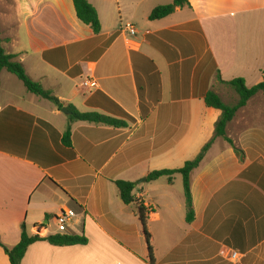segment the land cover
I'll use <instances>...</instances> for the list:
<instances>
[{"label":"crops","instance_id":"crops-1","mask_svg":"<svg viewBox=\"0 0 264 264\" xmlns=\"http://www.w3.org/2000/svg\"><path fill=\"white\" fill-rule=\"evenodd\" d=\"M87 1L97 12L98 34L77 19L72 0H0L3 47L63 108L124 113L133 122L121 129L70 123V114L54 104L44 118L35 95L1 71L0 244L12 249L22 230L29 234V226L32 234L35 225L72 209L77 230L69 234L84 236L86 245L36 242L21 264H264V94L228 124L234 147L215 139L191 173L193 222L185 214L172 221L185 207L178 198L170 201L164 185L160 194L152 192L162 178L147 187L138 182L155 170L180 169L213 137L220 111L204 97L210 90L219 95L224 85L217 77L241 78L247 87L264 82V0H189L190 7L156 21L148 20L154 0ZM126 22L135 26L134 36L121 32ZM87 77L95 86L83 89ZM137 80L145 90V118ZM69 124L74 158L61 146ZM177 177L164 178L167 186ZM115 181L136 184L134 203L121 202ZM139 204L149 212L152 263ZM0 264H10L1 247Z\"/></svg>","mask_w":264,"mask_h":264},{"label":"trees","instance_id":"trees-1","mask_svg":"<svg viewBox=\"0 0 264 264\" xmlns=\"http://www.w3.org/2000/svg\"><path fill=\"white\" fill-rule=\"evenodd\" d=\"M73 7L77 19L91 28L94 34H98L101 30L99 23L98 15L94 7L88 3L87 0H72ZM190 7L189 0H173L171 4L157 6L155 7L148 16L149 21L161 20L174 12L175 8H185ZM8 42V39L2 40L0 38V73L1 71H6L7 73L13 75L27 92L53 103L58 110H61L64 105L48 90H45L40 83L33 81L28 77L24 68L20 63L14 60V55H9L6 53L3 43ZM217 82L223 84L224 86L229 87L237 95L238 99L234 104H226L223 102L221 97L215 93L213 90L207 92L204 97V103L208 108H212L220 111V117L215 123L213 137L202 147L198 155L184 163L183 167L180 169L174 170H156L150 172L146 176V181H156L160 178H167L171 183L174 176L179 175L182 178L184 195H185V207H186V217L185 220L187 223H191L194 220V213L192 208V198L190 192V176L191 173L198 168L200 163L203 161L205 155L211 148L213 142L217 138H221L226 141L229 145L233 146L232 141L227 137V126L235 118L236 113L244 108L248 101L253 97L264 94V82L254 85L252 87H247L245 81L241 78L234 79L228 82H223L217 77ZM137 90L140 100V110L142 118H145L148 114V109L145 103L144 97V87L137 80ZM65 109L70 113L69 121L72 122H85L90 124L105 125L117 129L126 128L128 122H133V120L122 113L119 115V118L100 115L97 113H81L76 110L73 106L67 105ZM29 121H33L32 118H29ZM38 126L43 127L44 129L50 130L53 132L51 127L40 120L36 121ZM59 137V136H58ZM71 129L70 124L68 125L66 131L61 137V146L69 149V157L74 158L75 154L72 151L71 144ZM29 140V133L25 139ZM236 155L241 159L242 151L234 148ZM21 157L25 156L23 153H19ZM29 158L30 156L27 155ZM32 158V157H31ZM59 160L58 162H60ZM118 192L121 202L125 205L134 203L135 197L133 195V190L135 184L127 181H115L114 182ZM138 218L141 223L143 234L147 243L149 251V260L150 263L153 262L152 249L149 244V235L146 230V220L148 219V209L144 208L142 204L138 205L137 209ZM51 220L50 218L47 221ZM46 231V225H35L33 227V233L31 235L27 234L22 230L19 243L12 249H7L0 244V247L3 249L4 254L7 256L10 264H21L22 259L24 258L28 248L40 241H46L49 245L54 247H70V246H83L86 245L87 239L84 236L71 235V234H55L43 236V232Z\"/></svg>","mask_w":264,"mask_h":264},{"label":"rangeland","instance_id":"rangeland-1","mask_svg":"<svg viewBox=\"0 0 264 264\" xmlns=\"http://www.w3.org/2000/svg\"><path fill=\"white\" fill-rule=\"evenodd\" d=\"M122 1H124V0H122ZM172 1L173 0H154V2H152V4H157V6H163V5L171 4ZM115 14H116V10H115ZM20 87H22V86L20 85ZM20 89H23V88H20ZM217 92L219 93V95H220L221 99L223 100V102L226 103V104H234V103H236V101L238 99V97L234 93V91L231 90L227 86H223V88L217 89ZM30 97H32L31 99H33L32 100L33 103L37 107H39V108H41L43 110V111H41L38 114H40L44 118H47L48 117L49 108L50 107H53V103L48 102V101H42V100L36 98L35 96H30ZM79 99H81V96H79ZM261 122H262V125H264V122L262 120H261ZM258 124H259V122H258ZM250 126H253V125L251 124ZM253 127H255V126H253ZM251 128L252 127H250V129ZM145 179H146V177L145 178L143 177V178L139 179L138 182H142V184L145 185L146 187L149 186V185H152L153 183H155V181H152V182H150V181H144ZM159 181H160V183L159 184H156L157 186H153V188H152L153 191L152 192L155 193V194H160L162 192V190L160 189V187H161V185H164V187L166 188V193L169 195L168 197H170V201H172L173 204H174V202L178 198V200H182V202L184 203V207H185V195H184V187H183L182 179L180 177H177L176 178V181L174 182V184L172 185V187L167 186L168 182L164 178L160 179ZM153 185H155V184H153ZM4 208L5 207L3 205L2 207H0V210H4ZM184 214H185V217H186V207H185V212L183 214L180 213V215H178V214H176L174 212V215L172 216L171 219H172V221L174 223L175 222H179L180 220H182L184 218ZM150 225H151V227H156L157 226L156 224H150ZM170 225L172 226L173 224L170 223ZM46 226H47V232H48L47 234L56 233V225H55V222H54L53 219L49 220V222L46 224ZM29 228L30 227L28 226L27 230H28L29 235H31V232L29 231ZM73 230L75 231V230H77V228L76 229L75 228L73 229L72 227L71 228L69 227V232H73ZM143 243H146L145 238H144V242Z\"/></svg>","mask_w":264,"mask_h":264},{"label":"built area","instance_id":"built-area-1","mask_svg":"<svg viewBox=\"0 0 264 264\" xmlns=\"http://www.w3.org/2000/svg\"><path fill=\"white\" fill-rule=\"evenodd\" d=\"M121 32L124 34H128L130 36H134L136 34L135 26L130 23H122ZM81 88L90 89L95 86L94 80L90 77L85 78L84 81L80 83ZM76 213L71 209H62L59 211L52 219L56 225V233L55 234H69V227L71 228L73 225V221L76 219ZM47 229V226H46ZM54 234V235H55ZM236 254H233L232 257H235Z\"/></svg>","mask_w":264,"mask_h":264},{"label":"water","instance_id":"water-1","mask_svg":"<svg viewBox=\"0 0 264 264\" xmlns=\"http://www.w3.org/2000/svg\"><path fill=\"white\" fill-rule=\"evenodd\" d=\"M61 111H62V113H65V114H67V115L70 114L65 108H62ZM144 181H145V180H144Z\"/></svg>","mask_w":264,"mask_h":264}]
</instances>
